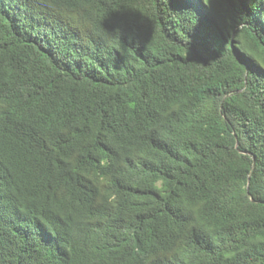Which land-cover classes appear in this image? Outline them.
Returning <instances> with one entry per match:
<instances>
[{
	"label": "trees",
	"instance_id": "trees-1",
	"mask_svg": "<svg viewBox=\"0 0 264 264\" xmlns=\"http://www.w3.org/2000/svg\"><path fill=\"white\" fill-rule=\"evenodd\" d=\"M0 264H264V0H0Z\"/></svg>",
	"mask_w": 264,
	"mask_h": 264
},
{
	"label": "snow or ice",
	"instance_id": "snow-or-ice-1",
	"mask_svg": "<svg viewBox=\"0 0 264 264\" xmlns=\"http://www.w3.org/2000/svg\"><path fill=\"white\" fill-rule=\"evenodd\" d=\"M199 2H200L201 4H206V3H208V0H199Z\"/></svg>",
	"mask_w": 264,
	"mask_h": 264
},
{
	"label": "water",
	"instance_id": "water-1",
	"mask_svg": "<svg viewBox=\"0 0 264 264\" xmlns=\"http://www.w3.org/2000/svg\"><path fill=\"white\" fill-rule=\"evenodd\" d=\"M236 145V144H235Z\"/></svg>",
	"mask_w": 264,
	"mask_h": 264
}]
</instances>
